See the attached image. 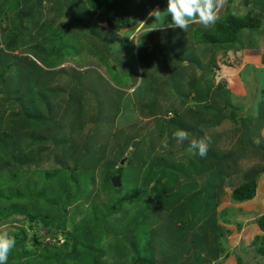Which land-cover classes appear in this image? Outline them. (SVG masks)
Returning <instances> with one entry per match:
<instances>
[{"label":"rangeland","instance_id":"1","mask_svg":"<svg viewBox=\"0 0 264 264\" xmlns=\"http://www.w3.org/2000/svg\"><path fill=\"white\" fill-rule=\"evenodd\" d=\"M55 1L58 7L60 0ZM38 2L39 0H0V38L4 40L10 32L15 33L21 24L31 28L33 21L42 20L41 16L48 18V16L54 15V10L50 9L54 1L45 0L44 2L45 9L49 8L51 10L50 14L49 11H44L42 7L39 8ZM139 2H141L140 9L143 13H146L153 3H156L157 9L160 11L167 8V0H139ZM242 2L243 0H226V4L218 12V19H223L226 13L233 11L235 14L244 15L248 11V7L244 6ZM89 9V4L88 6L73 5L69 13L71 15L75 14L76 17H74L78 21L57 28L52 26L53 23H50L51 32L61 34V37L48 38L49 46L45 43L40 50L29 47L26 50L23 49L24 51L19 49L14 53L20 54V52H23L22 54L25 53V56L38 64L44 63L48 66L64 64L61 66V70L51 71L50 77L52 79L49 80V82L60 84L59 88L63 89V93L56 89V92L60 94H50L49 97L55 100L53 106L56 110L63 109L64 111L65 109L66 112L61 113L64 120H67L68 116H73V113L76 116L80 114L78 113L80 112L77 108L78 104L74 107L66 104L68 94L74 97L73 95H76L74 92L82 93V97L86 100H92L91 103L87 104L81 100V103L85 105L84 112L90 116V119H87L88 122L93 118L97 119V116L101 113L100 108L103 107V103L107 108V99L118 104L117 109L111 111L109 109L106 117L103 116V112L97 123L91 124L90 122V125L85 124L82 128L78 125L72 134V139H69L71 145L77 147V151L73 154L76 157L77 152H79L78 149L82 148L80 144L88 150L99 149L96 148L97 144H104L108 140L107 138L111 137L106 143L107 145H102L106 150V157L103 156L97 159L96 169L92 167L94 160L90 158L88 172L94 177L95 183H91L93 177L86 178L85 173H82V176L79 175L83 181L86 178V184L81 185L86 193L78 195L79 205L77 204V209L83 215V220H80L82 222L78 224L81 229L78 231V243L81 245L88 243L95 251L101 247L102 253L106 254L103 257V260L106 259L103 262L104 264L109 263L108 257H112L118 252L120 254L112 257L115 261L123 259L130 262V259L147 254L146 250L142 248L144 244H149L151 251L154 247L168 246L170 249L168 258L175 259L180 256L181 258L178 261L181 262L183 252L192 239V244H194L192 248L199 249L194 254V259H198L199 256L203 262L202 264H207V257L211 259V264H237L238 257L240 259L239 264H264V255L258 252L261 242L258 239L256 240V237L261 238L260 236H263L256 223V219L264 213V107H261L263 96H259V102H257V99L248 102L246 101L248 98H243L239 100L241 103L235 104V106L231 104L233 107L239 106L237 109L229 108V115L212 111L210 121L218 119V124L213 123V128L204 129L202 134L204 138H211L207 153H212L216 159L209 163H202L203 159L199 155H189V141L186 140L182 144H178L175 139L169 138L170 133L173 131V128L169 125V117L172 118L176 113L183 110L181 108L178 112L179 102L188 100L187 93L190 89L196 92L200 87L201 91H207L208 78L201 74L202 72L199 73L201 68L196 64L195 67L194 65L190 66L186 70V77L183 80L180 81V77H177L170 85L140 82V87L131 94L114 91V88L127 91V88L134 84L136 79L135 69L126 62V58L122 59L123 57L119 56V47V50L116 51L118 44L116 34L114 36L110 34L111 39L108 44H94V41H92L93 36L90 34L92 27L88 20L90 16ZM55 10L58 9L55 8ZM220 15L222 16L220 17ZM167 20L170 22L171 17H167ZM153 21L154 18L151 19L150 24ZM46 24L47 22H44L35 29L31 28L30 45H37L42 41L41 35L36 31H39ZM47 30H49L47 27L42 28V31L46 32ZM200 30H202L200 33H205L206 29L200 28ZM178 34L180 35V33ZM24 36L27 38L28 35L23 34L22 37ZM252 36H256V34ZM97 42L99 43V41ZM92 44L94 45L92 46ZM224 60H226L225 57ZM81 66H87V68L77 72V67ZM145 73L150 72L147 70ZM261 73L264 74V70ZM199 74L202 77L197 79L194 75ZM257 78L259 79L258 83L250 82L251 88L254 89L255 85H258V87L264 89V76L261 75ZM73 82H76L77 85L81 82L82 86L72 87ZM188 82H191L190 86L187 85ZM0 88L2 87L0 86ZM52 90L55 91V89ZM181 91L185 94H180ZM175 94L177 96H174ZM203 95H206V93L204 92ZM227 95L225 93V96ZM78 99L80 100L81 97L79 96ZM216 100V95L210 98V101L217 102ZM99 102H102V107L101 105L98 107ZM193 107L197 112L200 110L192 101L188 102L187 107H184V109L187 113L192 111ZM73 108L75 112H73ZM173 111L176 112L175 115ZM233 113L236 116L235 120L231 119V115L234 116ZM243 114L245 116L240 117ZM112 115L116 116L114 121L116 125L113 127L110 124L113 121L111 119ZM203 121L205 120H202L200 124ZM241 125L244 126L245 130H239ZM161 126L164 127L163 134L161 133ZM193 126L197 128V122ZM92 127H94V130L92 135H89ZM33 132L46 138L45 127ZM108 132L117 134L121 144L127 137H136L132 142H139L134 149L129 147L126 153L129 159L124 157L119 160L121 170L120 174L116 175L120 176L121 185L116 188L112 186L111 182L107 183L104 180V174L101 173L103 170L102 165L107 159L111 158L110 150H114L116 146V148L121 147L117 145L116 135L112 137V134ZM196 132L197 130L191 131L189 133L190 138L198 139ZM30 134L29 131L17 130L15 134L18 138L17 150H21L22 154L26 155L31 152H42V154L48 156V152L52 149V143L46 141L29 145L25 136H30ZM166 136L169 142L167 149L161 145ZM132 142L130 146H132ZM58 152L63 153V149H59ZM92 153L95 156L96 152L93 151ZM9 159L12 160L11 157L5 156L0 159L2 168L5 167V163ZM48 160L40 165V170L33 167L39 173L38 178L36 175L32 174L31 176L29 173L23 177L19 172H15L18 185L21 184L23 179H27L33 186L31 188H34V185L38 188L44 184V187L46 186V189L49 190L51 185L47 183L49 181L45 178V173L52 171L57 165L55 166L51 158H48ZM121 161H123L122 165ZM129 162L130 164H128ZM142 162H146L143 167ZM170 162L184 164L182 174H179L180 177L177 179L180 181H177L175 187L173 185L175 182H162L163 184L154 182L160 177H165V175L162 176V173L167 175L166 166L169 167ZM185 168L187 170H184ZM186 171L192 172L189 177L193 179L189 182H181L185 180L183 175L186 174L183 173ZM223 171H226L227 175H224ZM148 172L152 175L149 176L150 173ZM167 177L174 176L170 174ZM148 179H152V181L147 186ZM220 179L223 180L224 186L218 188L217 193H214L213 188ZM252 180L256 181L255 196L249 201L234 202L230 197L232 187ZM25 184L28 183L25 182ZM160 184L162 187H160ZM169 186L176 190L171 195H169ZM148 195H151L152 198ZM14 196L16 197V194ZM102 200L109 201V209L115 210L117 213L115 212L116 214L113 216L107 217L110 211H105L103 208L101 210L95 204L96 201L100 202ZM15 202L7 203V205L1 203L0 214H10L14 205H9ZM17 204L19 206L15 207L12 213L14 218L0 223V233L7 232L10 237L15 239V244L18 240H22L24 236L25 239L23 238L22 242L24 250H19V252L42 253L45 258L46 255H53L54 261L49 264H89L86 262V258L83 259L82 257V261L65 260V254L71 250L72 241L65 238L63 232L55 230L47 234L48 231L41 223V216H44L46 221L48 219L53 224H57V220L59 222L63 221L58 219V213L49 210L46 212L41 205ZM86 206H89V208L85 211L84 207ZM43 212L46 213L39 214ZM28 213L33 216L29 217ZM96 224L101 225V228L97 230L91 228L89 239L86 237V228ZM207 224H209L208 226L218 225L220 232H218L219 230H215V232L209 228L207 232L209 243L204 246L206 242L204 240L205 236H203L204 245L202 247L201 240L195 237L200 234L194 232V230L197 226L208 228ZM120 227L124 231H121ZM124 237L130 238L127 240ZM63 244L65 245L63 246ZM132 245L141 247L139 249L140 254L133 250ZM214 248L218 249L217 258H213L215 251L210 255L209 250ZM14 252L15 250L13 252L11 250L7 263L14 261L17 251ZM93 255L96 256L97 254L93 252ZM92 256L88 255L87 257L90 259ZM188 258L191 257L188 256ZM27 259L32 263H37L32 256ZM25 260H20L19 264H24Z\"/></svg>","mask_w":264,"mask_h":264},{"label":"trees","instance_id":"2","mask_svg":"<svg viewBox=\"0 0 264 264\" xmlns=\"http://www.w3.org/2000/svg\"><path fill=\"white\" fill-rule=\"evenodd\" d=\"M38 1V0H37ZM48 1V0H47ZM54 4L51 6V10H54V15L48 16L46 18L45 16H41V19H38V21H33V24L31 28H36L37 26L42 25V23L47 22L45 26H42L38 32L41 35L42 43L37 45H30V34H31V28L21 25L18 29H16L15 33H9L8 36L3 40L0 38V159L2 157H11L10 159L5 163V167L2 168L0 165V204L4 203L7 205V203L15 202L14 204H11L9 206H12V210L10 214L1 213L0 214V223L2 221L13 219V211L15 210V207H18L19 205L17 203L25 204L30 203V205H41L45 208V211H53L54 213H58V219H62L63 221L59 222L57 220V224H53L50 220L44 219V216H41V223L45 226L46 230L48 231L47 234H50L51 231L60 230L63 232L64 237L68 238L72 241L71 244V250L70 252H67L65 254V260H78L82 261L81 257L83 259L86 258V262L89 264H104L103 262L106 261V259L103 260V257L106 256L105 253H102V248L100 247L99 250L95 251L88 243L81 245L79 244V237H78V231L81 230L79 228V223L81 219L83 220V215L78 211V195L85 194L86 190L84 191L81 187L82 184H86V178L93 176L89 174L88 170V164L90 163V158L94 160V165H92L93 168L96 167L97 159L102 158L105 156L104 147L102 145H105L110 138H107L106 142L104 144H97L98 146L96 148L99 149H85V146L80 144L82 148L78 149L79 152H77L76 157L73 156L74 152L77 151V147H74L71 145L69 139H72L73 133L76 130V127L80 125L84 126L85 124L88 126L91 124L97 123L98 119L102 117V113L104 112L103 116L106 117V113L113 109L118 108L117 102L111 101L107 102V108L105 107V103L99 102V106L101 105V113L97 116V119L94 118L91 121H87V119H90V116L84 112V106L85 103L84 98L81 95V100L84 102L81 103V100L78 99L79 95H73L74 98L68 94V100L66 104H70V107L76 104L77 108L80 112L78 116H68L67 120L63 119V114L66 112L65 109H58L53 106L55 103V100L51 99L50 94L59 95L60 93L56 92V89L53 85L55 82H49L51 71H46L43 69L40 65L44 67H48L44 63H36L34 60L29 59L28 56H25V53L20 52V54H14L17 50H23L28 49L31 47V49L40 50L42 47H44V44L47 43V46H49L50 43L47 42L48 38H54V37H61V34H56L54 32H51L52 28L49 27L50 23H53V27H64V25L68 23H72L76 20L75 14H70L69 10L73 7V5L81 4L85 6H90L89 13L90 16L88 17V20L90 22V25L92 27V31L90 34H92L93 38L92 41H94L95 45L105 43L108 44V41L111 39L110 34L116 33V31H120L122 28H127L129 26V20L132 19L137 14V8H135V0H60L57 2L55 0H49V2H53ZM253 0H243L244 6H248V3ZM45 0H39L38 7H42L44 11H49V14L51 10L45 9L44 7ZM88 2V4H86ZM58 10H55V8ZM85 8V7H84ZM153 8V5H150V8L148 11H150ZM234 12V11H233ZM230 12V13H224L225 16L223 19L220 20L217 19L215 23H212V25L208 28H206L205 33H199L197 30L194 34L195 37L198 39L197 41L203 44H207L210 47H217L220 48L222 45H230L237 42V39L240 36V32L243 30H248L250 32H253L256 30L260 25V18L257 16H252L248 12V14L244 16H238L237 14ZM45 13V12H44ZM142 14L138 12V15ZM223 15V14H222ZM221 15V16H222ZM75 16V17H74ZM220 16V17H221ZM29 17V16H26ZM25 17V18H26ZM44 20V22H43ZM22 22V19H21ZM57 24V25H56ZM43 27H47L49 30L42 31ZM203 29V28H202ZM29 30V31H28ZM202 31V30H200ZM28 32V33H27ZM23 34H27V38ZM29 37V39H28ZM33 38L31 37V40ZM99 41V43L97 42ZM101 41V43H100ZM180 42V43H179ZM169 45L171 46H179L183 42L179 39V34L176 35V37L173 39L171 38L169 40ZM92 44V46L94 45ZM104 44V45H105ZM2 45V46H1ZM46 46V49H47ZM55 47V45H54ZM45 49V50H46ZM144 50L147 52V55L152 59H158L162 57H168L167 53H164V51L156 50V48L151 47ZM24 51V50H23ZM141 52V51H140ZM36 63V64H35ZM50 67V66H49ZM53 67V66H51ZM214 73L216 74V70H214ZM62 83V82H59ZM70 83V82H69ZM60 86V84H57ZM71 85V84H70ZM72 87L77 88V83L73 82ZM55 89L52 90V89ZM60 89V88H59ZM217 92H226L224 89V82H220L219 86L216 87ZM215 89V90H216ZM213 94L215 95V93ZM77 93V92H74ZM73 93V94H74ZM197 93V92H196ZM82 94V93H81ZM180 94H185V92L181 91ZM179 94V95H180ZM219 94V93H217ZM228 94V93H227ZM212 98V97H211ZM206 99V98H205ZM230 95L228 94L225 97H222L220 101H211V103L202 108H208L209 110H203L204 112L198 111L193 112V108L190 109L192 111L187 112L184 109L183 103L178 104V112L181 108H183L182 111L179 113L174 112V115L172 118L169 117V125L173 128V131L170 133V139H172V133L176 130H184L190 133L193 130H197L196 137L198 139H203V131L204 129H210L213 128L212 124L215 123L218 124V120L210 121V117L212 116V111H219L224 113H229L228 110L233 109V107L230 102ZM262 106L264 107V100L261 102ZM227 109V110H226ZM263 109V108H261ZM75 109L73 108V112ZM171 112V111H168ZM63 113V114H61ZM185 115H183V114ZM199 114L200 117L202 116H208V118L203 119H197L199 118L197 115ZM234 114V113H233ZM233 120L236 119V116L234 114L231 115ZM244 117V116H242ZM96 118V117H95ZM116 116L112 115L113 120H115ZM184 119V120H183ZM203 121L201 124L200 122ZM197 122V128H195L193 125ZM69 123V124H68ZM211 124V125H210ZM108 125V124H107ZM93 126V125H92ZM45 127L46 131V138H43L42 135L35 134V130ZM6 128V129H4ZM164 127L161 126V133H164ZM245 130L244 126L241 125L239 127V130L243 131ZM17 130L19 131H29L31 134L30 136L27 135L25 138L30 144H37L42 143L46 141H50L52 143V149L48 156H45L44 154L36 152V153H29L28 155L22 154L21 150H17V141L18 138L15 136L17 133ZM94 130V127H92V130L89 131V135H92V131ZM250 132V130H249ZM110 133V132H108ZM112 134V137L115 135V139L118 142L117 145H120L121 147H118L111 151V158L102 165L103 170L101 171L102 174H104L105 178L104 180L107 183H110L111 177L115 176L116 174H120L121 166L119 165V160L121 158L127 157L126 156L127 151L129 150V147L131 142L136 139V137H127L122 144L118 140L117 134ZM123 132L121 133V135ZM249 143V140H248ZM107 145V144H106ZM250 145V144H249ZM79 146V145H78ZM63 149V153H59V149ZM43 149V148H42ZM93 151L96 152L95 156L93 155ZM17 152V153H15ZM3 154V155H2ZM22 155V156H21ZM106 157V156H105ZM48 158H51L53 160V163L55 164V168L45 173V178L49 181L47 182L50 184L49 190L46 189V186L44 187V184H42L40 187L36 188V185H34V188L30 183L29 180L23 179L21 181V184L18 185V182L16 181L17 176L15 172H19L23 177L24 175L27 176L28 173L33 175H36L38 178L39 173L36 172V169L40 170V165H42L44 162L49 161ZM202 163H209L211 161H215V157L212 153L208 152L205 157L202 158ZM13 162V163H12ZM11 163V164H10ZM146 162H142V167L145 165ZM130 164V162L128 163ZM34 167V168H33ZM166 172L167 175L174 174L179 175L182 174L184 165L182 164H175V163H169V167L166 166ZM32 168L34 169L32 171ZM194 168V167H193ZM96 169V168H95ZM16 170V171H15ZM184 170H187L186 168ZM187 172V171H186ZM184 172L183 174L187 173ZM224 175H227L226 171H223ZM82 173H85V180L83 181L79 175L82 176ZM150 173V172H148ZM192 174V172H191ZM152 174L150 173L149 176ZM166 175V173H162V176ZM155 177V175H154ZM193 179V178H191ZM152 181V179H148V184ZM25 182L28 184L26 185ZM95 179L92 178L91 183L94 184ZM154 182H160V178L156 179ZM223 180L220 179L218 183L215 184L213 191L216 193L217 188H220ZM112 184V183H111ZM53 185V186H52ZM120 187V186H119ZM116 188V187H114ZM117 190V189H116ZM256 193V181H245L243 184L235 185L232 187V190L230 192V197L234 202H245L251 200ZM16 194V197L14 196ZM149 194V193H148ZM148 197L152 198L151 195ZM78 204V205H77ZM96 207L102 210L105 209V211H110V213L107 214V217H111L117 212L114 210L109 209L110 203L105 201H96L95 202ZM3 205V206H5ZM85 211L89 208V206L84 207ZM24 210V208L22 207ZM39 213V214H44ZM116 212V213H115ZM88 213V212H87ZM18 215V214H16ZM28 216H33L32 214L28 213ZM35 216V215H34ZM57 218V217H56ZM98 219V217H97ZM227 221V220H225ZM180 223V222H179ZM256 223L258 225L259 230L263 233V236H260L261 238H257L256 240H260L261 245L259 246L258 252L264 255V213H262L257 219ZM181 224V223H180ZM1 225V224H0ZM209 224H207L208 226ZM239 225V223H238ZM182 227V224L180 225ZM201 226L195 227L196 230L194 232L200 234L196 235L195 237L197 239L201 240V246L203 247V236L205 240V245H208L209 235L207 234L209 228L211 230H219L220 227L218 225H210L208 228H200ZM93 228L95 230L100 229L101 225L96 224L91 226L90 228H86V237L90 236V229ZM121 228V227H120ZM180 228V227H179ZM121 231H124L123 228H121ZM118 228L116 229V231ZM216 232V231H215ZM130 236V234H129ZM24 238V236H23ZM23 238L22 240H18L15 246L12 248L17 251V255L14 256V261L7 263V264H16L20 263V260L26 259L24 264H49L53 260V255H46L45 256L42 253H33L30 254L24 250L23 246ZM125 239L129 240L130 237H124ZM217 238V237H216ZM25 239V238H24ZM90 239V238H89ZM193 240V239H192ZM192 240L190 243H188L185 251L190 252L194 251V254L199 250L193 249ZM20 242V243H19ZM64 243V242H63ZM65 244H63L64 246ZM135 250V252L140 254V248L139 246L132 245ZM147 254H143L142 256L139 255V257L130 259V262L128 260L120 259L119 261H115L114 256L117 254H120L119 252L115 254L112 257H108L109 263L108 264H202L201 258L198 256V259H194V254L189 256L191 258H188L185 262H179L178 259L181 258L180 256L176 257L175 259H170L167 256H164V252L166 251L164 246H158L154 247L151 251L149 248V244H144L143 247ZM142 250V249H141ZM202 251V248H201ZM210 255L214 252L213 258H217V252L218 249L214 248L209 250ZM220 251V250H219ZM14 252V253H15ZM93 252H95L97 255L92 256ZM13 253V254H14ZM145 253V251H144ZM193 253V252H192ZM62 256V254H60ZM88 255H91L92 257L89 259L87 257ZM33 257V259L37 263L30 262L27 258ZM69 258L67 259V257ZM158 257L159 259H157ZM207 257V256H206ZM205 257V258H206ZM204 258V257H202ZM43 259V260H42ZM51 260V261H49ZM190 260H192V263H187ZM43 261H45L43 263ZM66 261V263H67ZM211 259L208 257L206 258V263L211 264ZM23 263V262H22ZM240 263L239 257L237 258V264ZM65 264V263H63Z\"/></svg>","mask_w":264,"mask_h":264},{"label":"crops","instance_id":"3","mask_svg":"<svg viewBox=\"0 0 264 264\" xmlns=\"http://www.w3.org/2000/svg\"><path fill=\"white\" fill-rule=\"evenodd\" d=\"M138 2L139 0L135 1L137 14L132 17L131 20H129V26L127 28H122L120 31H116V33H114L118 37L116 40L118 41L116 51L119 50V47V56L121 55V57H123L122 59L126 58V62L129 63L133 69H135L136 79L134 84L130 85L127 88V91L119 90L117 88H114V91L131 94L137 91V88L140 87V82H154L163 84L164 86L170 85L172 81L177 77H180V81L183 80V78L186 77V70L192 65H194L195 67L196 64L201 68V71H199V73L202 72L201 74H204L208 78L207 91H201V88L199 87L198 90H196V93L194 90L190 89V91L187 93L188 100L179 102V104L183 103V106L185 108L187 107L188 102L192 101L193 104H196L197 107L200 108L199 111L204 112L203 110H209L208 108L202 107L204 106V104L208 106V104L211 103L210 98L214 97L213 92H217L216 87L219 86L220 82H224V89L226 90V92H217L219 94L215 93L217 99L216 101H220L222 97H225V93H228L230 94L229 100L234 106L235 104L241 103L239 100L243 98H248L246 100L248 102L254 99H257V102H259L258 98L261 95L263 96L261 102H263V87H258V85H255L254 89H252L250 86V82H257L259 81V79L257 78L258 76H264V74L261 73V71L264 70V0L250 1L247 6L248 11L244 14L246 15L249 12L250 15L259 17V27L253 32H250L248 30L241 31L237 42L230 45H222V47L220 48L210 47L209 45L203 43L200 44V42L197 41L198 36L196 38L194 35L196 31L198 30L200 33V28L206 29L208 27H205L198 23L190 24L188 29L184 32L179 28H165L164 30H155L148 32L140 36L141 44L140 46H137L134 40L138 39L137 34L142 32L145 28V26L142 25L141 22L150 24V21L152 19L147 18V14L149 11H147L146 13L141 12V2ZM152 5L153 8L151 10L157 9L156 3H153ZM138 12L142 14L138 15ZM237 15L241 16L240 14ZM178 33H180L179 39L183 43L179 46L169 45V40L171 38L174 39ZM253 34H256V36H252ZM151 47L156 48V50L164 51V53H167L168 57L165 56L158 59L150 58L144 48L148 49ZM193 51L195 54L193 53ZM191 53L193 54L191 55ZM224 57L226 58V60H224ZM63 65V63H60L57 65H53V67H49L48 65V67H44L42 65L40 66L46 71H59L61 70V66ZM86 68L87 66L77 67V72H81ZM147 70L150 73H145V71ZM214 70H216V74L214 73ZM190 76L193 77V75L191 74ZM194 76L197 79L202 77L200 74ZM190 83L191 82H188L187 85L190 86ZM53 86L55 88L59 87L57 84ZM78 86L81 87L82 83L79 82L77 88ZM57 91H62L63 93V89L58 88ZM204 92L206 93V95H203ZM76 95H79V92H77ZM174 96H177V94H175ZM84 100L86 104L92 102V100H86V98ZM107 102L109 103L111 102V100L107 99ZM238 106H236L235 108L237 109ZM194 111L197 112L195 108L193 109V112ZM195 115L199 117L197 118L199 120L207 117H200L199 114ZM225 115H229V113H226ZM242 116H245V114H243ZM114 121L115 120L110 123L112 127L116 125ZM190 174L191 173L187 171V175H183L185 180L181 182H189V180H192L191 177H189ZM173 176L174 177H160V183L175 182L173 184L175 187L177 181H180L177 180L180 176L174 174ZM222 184V186H224L223 182ZM172 186L168 187L169 195L176 191ZM160 187H162L161 184ZM164 248L166 250L164 252V256L169 255L170 249L168 248V246H164ZM190 253L191 255H193L194 251H184L183 259L181 262L187 261ZM192 262L193 261L190 260L187 263Z\"/></svg>","mask_w":264,"mask_h":264},{"label":"clouds","instance_id":"4","mask_svg":"<svg viewBox=\"0 0 264 264\" xmlns=\"http://www.w3.org/2000/svg\"><path fill=\"white\" fill-rule=\"evenodd\" d=\"M225 4L226 0H167V8L164 11L153 9L148 12L147 18H154V21L151 24L141 22L145 28L137 34L138 39L134 42L137 46H140V36L155 30L179 28L184 32L190 24L198 23L205 27L212 25L219 18L218 12ZM169 16L171 17L170 22L167 20ZM172 138L178 144H182L186 140L189 141V155H199L201 158L207 155L208 144L211 139L210 137L203 139L190 138L189 133L184 130L174 131ZM161 145L165 149L169 147L167 136L161 142ZM14 246L15 239L13 237H10L7 232L0 233V264H7L8 256Z\"/></svg>","mask_w":264,"mask_h":264},{"label":"water","instance_id":"5","mask_svg":"<svg viewBox=\"0 0 264 264\" xmlns=\"http://www.w3.org/2000/svg\"><path fill=\"white\" fill-rule=\"evenodd\" d=\"M138 143L139 142H137V141L132 142L131 148L134 149L136 146H138ZM122 164H123V161H121V165ZM111 183H112V186L119 187L121 185L120 176L115 175V176L111 177Z\"/></svg>","mask_w":264,"mask_h":264}]
</instances>
